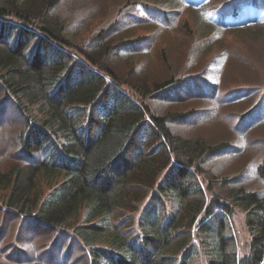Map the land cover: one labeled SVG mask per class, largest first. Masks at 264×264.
Listing matches in <instances>:
<instances>
[{"label":"trees","instance_id":"obj_1","mask_svg":"<svg viewBox=\"0 0 264 264\" xmlns=\"http://www.w3.org/2000/svg\"><path fill=\"white\" fill-rule=\"evenodd\" d=\"M240 1L0 0V264H264V181L208 165L264 179L255 104L189 133L244 96L215 53Z\"/></svg>","mask_w":264,"mask_h":264},{"label":"rangeland","instance_id":"obj_2","mask_svg":"<svg viewBox=\"0 0 264 264\" xmlns=\"http://www.w3.org/2000/svg\"><path fill=\"white\" fill-rule=\"evenodd\" d=\"M140 1V0H139ZM153 3H156L159 6H172L171 2L182 1L185 4L193 5L194 9L198 11L196 13H191L194 20L201 21V19L210 20L214 17L213 13H210L208 10V0H147ZM244 1V0H243ZM240 1V2H243ZM252 1V0H251ZM249 1L247 4H239V14L233 18H227L225 33H222V38L220 39L222 44H219L216 48V54L221 55L225 51L224 57H236L240 58L238 62L231 61L228 62L227 69L229 71V81L231 87L239 88V91L234 95H245L242 97H236L231 99L226 106L222 107L219 115L216 116V124L211 123L209 130L214 131L213 135L206 132V129L203 131V127H198L192 129L189 133L195 139H199L203 142V137L208 135V139L212 138L210 142L215 141L216 143H225L229 142L234 137L230 135L225 127L230 122L229 114H236L239 111L244 110L247 106L254 105L253 113L257 115L256 120L260 121L259 129L255 130L252 137H249L245 134H242V143L244 148H255L257 155L262 154L264 158V12H260L257 9H254L253 5L250 6ZM108 2V1H107ZM256 2H258L256 0ZM68 3V2H67ZM140 2L137 3V5ZM58 10L66 12V8L69 4L61 3L58 4ZM258 6L264 11V0H259ZM107 8V4H105ZM85 24L91 21V17L86 18ZM98 19H94L92 23L98 24ZM195 22L190 20V25L193 26ZM95 27L93 25H88L84 29ZM230 30V31H229ZM85 31H81L80 35L73 37L72 40L79 42L81 37L86 34ZM189 40L181 42V44L188 43ZM173 46L178 48L176 41H171ZM182 50V49H181ZM180 50V51H181ZM188 56V55H187ZM214 55L210 54L206 56L205 59H211ZM185 56H183L184 58ZM178 61L177 57L175 58ZM141 63L142 61L139 60ZM245 98V99H241ZM253 117L248 119L244 125H249ZM200 134V135H198ZM198 135V136H195ZM249 142H253L251 147ZM240 146V143H239ZM243 157V156H242ZM234 157V159L228 158L226 155H221L220 157H214L209 160L208 165L211 168L222 169V175L227 176L228 178H234L238 172L242 171L245 174L246 178H243V184L250 185L249 187H256L258 184H262L261 179L254 177V173L257 175L258 169H255V166L246 167L247 165L242 162L244 158ZM236 160V161H235ZM214 166V167H213ZM250 171V174H249ZM258 176V175H257ZM247 180L246 183L244 181ZM264 181V179H262ZM241 184V185H243ZM252 190V189H251Z\"/></svg>","mask_w":264,"mask_h":264}]
</instances>
